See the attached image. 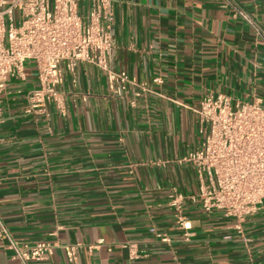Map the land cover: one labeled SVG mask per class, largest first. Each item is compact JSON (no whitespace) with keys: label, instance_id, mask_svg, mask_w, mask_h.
Returning <instances> with one entry per match:
<instances>
[{"label":"crops","instance_id":"crops-1","mask_svg":"<svg viewBox=\"0 0 264 264\" xmlns=\"http://www.w3.org/2000/svg\"><path fill=\"white\" fill-rule=\"evenodd\" d=\"M238 1L264 28V0ZM222 2L114 0V66L145 90L116 95L101 69L80 62L59 86L68 113L47 120L25 112L33 62L23 85L9 82L0 220L19 240L57 243L34 264H264V209L240 232L236 218L191 200L184 228L170 204L172 187L199 191L195 165L180 157L202 141V97L264 104V41ZM75 243L70 261L64 246ZM12 255L0 241V264H17Z\"/></svg>","mask_w":264,"mask_h":264},{"label":"built area","instance_id":"built-area-1","mask_svg":"<svg viewBox=\"0 0 264 264\" xmlns=\"http://www.w3.org/2000/svg\"><path fill=\"white\" fill-rule=\"evenodd\" d=\"M222 1L264 41V28L238 0ZM114 21V0H0V123L10 79L25 81L29 61L35 62L37 82L25 93V112L47 120L53 111L68 113L59 86L65 71L75 72L80 62L101 69L116 95L122 96L131 84L145 90L126 69L114 66ZM194 110L202 141L180 160L195 165L199 191L186 194L172 187L170 204L184 228L189 227L184 204L191 200L206 211L222 210L236 218L234 226L241 232L240 222L264 209V104L219 92L202 97ZM0 241L13 251L17 264L46 261L57 246L52 241L19 240L1 220ZM80 246H64L70 261Z\"/></svg>","mask_w":264,"mask_h":264},{"label":"rangeland","instance_id":"rangeland-1","mask_svg":"<svg viewBox=\"0 0 264 264\" xmlns=\"http://www.w3.org/2000/svg\"><path fill=\"white\" fill-rule=\"evenodd\" d=\"M33 62V65H34V69H35V62L34 61H32ZM14 80V79H13ZM10 81H12V79H10ZM15 82H17L18 84H20V85H23L24 84V81H22V80H14Z\"/></svg>","mask_w":264,"mask_h":264}]
</instances>
